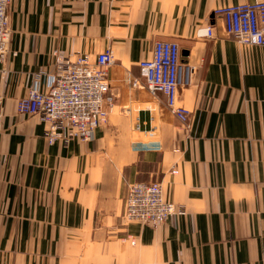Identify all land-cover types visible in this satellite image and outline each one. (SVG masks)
Instances as JSON below:
<instances>
[{
    "label": "crops",
    "instance_id": "1",
    "mask_svg": "<svg viewBox=\"0 0 264 264\" xmlns=\"http://www.w3.org/2000/svg\"><path fill=\"white\" fill-rule=\"evenodd\" d=\"M255 0H11L0 59V264H264V46L225 33L214 10ZM212 26V36H198ZM157 40L196 67L163 93L132 84ZM111 47L112 103L92 140L49 143L18 110L54 50ZM158 140V150L136 141ZM174 170H176L174 172ZM158 181L186 208L153 226L123 218L128 187Z\"/></svg>",
    "mask_w": 264,
    "mask_h": 264
},
{
    "label": "built area",
    "instance_id": "2",
    "mask_svg": "<svg viewBox=\"0 0 264 264\" xmlns=\"http://www.w3.org/2000/svg\"><path fill=\"white\" fill-rule=\"evenodd\" d=\"M0 0V59L8 52L11 41L9 5ZM223 20L225 33L240 42L264 46V0L224 5L214 10ZM212 26L201 27L198 36H212ZM55 67L43 85L41 76L18 103L23 113L38 114L47 123L44 137L49 143L65 144L79 138L94 139L96 129L107 121L112 103L109 94L108 66L113 62V50L107 47L93 60L87 55L72 58L54 50ZM140 76L132 84L144 83L152 94L163 93L171 111L189 127V111L177 103V89L190 80L196 67L180 58L179 44L172 40H157L152 55L139 62ZM134 148L158 150V140L136 141ZM176 170H174L175 172ZM186 208L163 197L158 181H136L129 185L123 218L144 224L157 225L172 214L184 215Z\"/></svg>",
    "mask_w": 264,
    "mask_h": 264
}]
</instances>
